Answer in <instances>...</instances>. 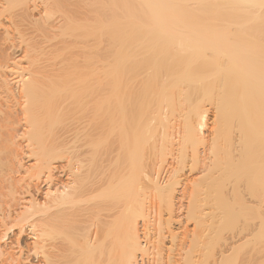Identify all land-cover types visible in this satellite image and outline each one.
<instances>
[{"label": "bare ground", "instance_id": "bare-ground-1", "mask_svg": "<svg viewBox=\"0 0 264 264\" xmlns=\"http://www.w3.org/2000/svg\"><path fill=\"white\" fill-rule=\"evenodd\" d=\"M186 167L217 264H264V0H0V264H133Z\"/></svg>", "mask_w": 264, "mask_h": 264}, {"label": "rangeland", "instance_id": "rangeland-1", "mask_svg": "<svg viewBox=\"0 0 264 264\" xmlns=\"http://www.w3.org/2000/svg\"><path fill=\"white\" fill-rule=\"evenodd\" d=\"M34 14H35L34 15L35 17L37 14L36 13ZM15 48H14V51L12 52H16V50H18V52H16V55L14 53L12 54H14V57L20 58L21 57L20 54H22L20 52L21 51L23 52V50H21L23 47L18 49L19 46H16ZM208 117H209L208 118L209 123H211L212 121V111L211 110L208 111ZM200 150H202L201 147H200ZM176 166H177L176 159H173L172 156H168L166 160L163 162V164L161 165V167L153 168L152 175L153 177L154 176L157 177V180L160 184L164 185L166 182H168L167 180H169L168 179L169 174H170L169 177H172L171 172ZM60 173L61 174H59L58 176L60 177V179H62V182L64 183L66 181L67 174L63 171H61ZM202 176H203V173L201 172V169H197V170L195 169L191 171L190 169L186 167L181 173L178 172L177 173L178 178L176 177V179L178 180H175V181H179V183L176 184L175 182V185H173L174 189L170 188L171 191H173L171 192L173 193L172 196H170L172 200V202H169L170 204L167 203L168 201L163 202V200H166L168 198L162 197L163 200H161L162 198L156 197L154 193L150 192V195L148 196L149 193L146 192L147 193L146 196L148 197L145 196L146 199H144V206L147 207V209L145 208V210H146V213L149 214V219L148 221L147 220L145 221L144 219H141V218L137 219V226H138L139 235H140L139 240H140L142 249L137 252L136 258L134 260L135 262L133 261V264H200V263L201 264H217L220 249L223 248L227 242H229L228 236H230L233 230L231 231V229H228L229 227H226V226H225L226 228L223 227L227 223L220 222V219H218V217L216 216L217 215V213L215 214V211H217L216 206H213V205H216V204H213L215 201L213 199L214 196L212 197L213 191L210 192V196L212 200L210 198V203L208 205L201 206L200 208H194L191 205V203L188 202V199H189L188 196L190 192H192V189L189 190L188 188L187 183H190L188 180H192V181L199 180V178H201ZM170 179L171 181L172 180L174 181V178L173 179L170 178ZM43 185L44 184H42V186ZM44 188L45 186H43V189ZM92 198L91 197L89 198V200L91 199L90 201L86 200L87 202L85 203H88V204L84 203L86 205L84 206L86 208L89 207L90 213H94V214H91V216L88 215L87 216L88 219L87 218L86 219L89 220L87 224H89V226L91 227L90 230L92 232H95L96 227L98 226V225L96 226V224L99 223L100 219L98 218L99 216H95L97 215L96 212H94L97 209L96 207H94L96 199L93 200ZM159 199L161 201H159ZM92 201H94L93 204L91 203ZM89 202H90L91 207L89 206ZM109 205L110 206L107 209V212L109 211V209H110L109 213L111 212V214H114L115 212V214L118 215L117 212H120L119 214L120 218H116L117 219L116 223H114V225L115 224L117 225L118 221L119 222L122 221L119 219H121L122 210L124 209L122 207L123 205L121 206L120 204V206L123 209L120 207L118 208V206L116 207L114 205L115 208H117L118 210L117 209L115 210L112 204H109ZM83 209L85 208L83 207ZM93 209L94 211L91 212ZM119 209L121 211H119ZM203 214H207V216H205L203 220L198 218L200 216H203ZM95 217L98 218V219L96 218L98 222L96 221ZM112 221H113V218H112ZM222 223H223V226H222ZM120 224L122 223H119V225ZM116 227H117L116 229L114 227V232H116V230L120 228L118 225ZM26 233L25 234L23 233L24 235L22 234V237L20 238L22 239L20 240L21 245L22 243L25 245L27 241L28 242L30 241L31 236L28 233L27 235ZM198 233H200L201 239L204 238V242L201 243V245L200 244L197 245L196 244L197 242L194 243L193 241V237L197 235ZM217 234L218 236L219 234H221L220 236L221 238L219 237L220 238L219 240L221 242L217 240L218 238L217 236H215ZM11 237L15 238L14 234ZM11 237L8 236L7 237L8 240L6 239L5 242L9 243L12 240ZM207 240H209L210 242ZM216 240L219 242H217ZM205 242L206 243L208 242L207 245L205 244L206 247L202 245ZM143 248L145 249V251L143 250ZM191 249L193 251L191 252L192 256L189 254L190 253L189 251H191ZM191 257L194 262L192 261ZM215 257H216V260L214 259Z\"/></svg>", "mask_w": 264, "mask_h": 264}]
</instances>
